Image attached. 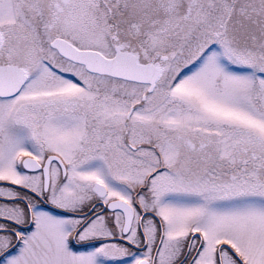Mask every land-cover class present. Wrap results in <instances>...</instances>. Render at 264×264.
Listing matches in <instances>:
<instances>
[{"label":"snow or ice","instance_id":"6c2138e0","mask_svg":"<svg viewBox=\"0 0 264 264\" xmlns=\"http://www.w3.org/2000/svg\"><path fill=\"white\" fill-rule=\"evenodd\" d=\"M0 264H264V0H0Z\"/></svg>","mask_w":264,"mask_h":264}]
</instances>
